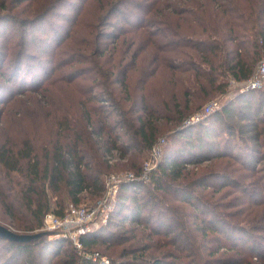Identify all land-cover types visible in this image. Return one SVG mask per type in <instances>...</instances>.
<instances>
[{
    "label": "trees",
    "instance_id": "obj_1",
    "mask_svg": "<svg viewBox=\"0 0 264 264\" xmlns=\"http://www.w3.org/2000/svg\"><path fill=\"white\" fill-rule=\"evenodd\" d=\"M38 1H0L4 10L27 2L0 14V121L24 99L25 118L49 109L55 127L47 147L0 138V220L30 232L48 213L62 217L66 199H100L103 168L122 170L112 152L142 159L163 138L150 181L119 185L108 223L81 237L84 250L104 239L131 243L111 264H264V92L230 87L264 60V0H94L104 11L77 45L71 36L92 0H67L68 12ZM77 62L94 67L72 70ZM56 71L66 76L52 79ZM49 79L73 86L75 100L56 102ZM213 101L212 113L186 123ZM204 163L202 173L187 170ZM31 243L0 237V264H45L32 260ZM62 247L46 252L52 264H94L67 251L59 258Z\"/></svg>",
    "mask_w": 264,
    "mask_h": 264
},
{
    "label": "rangeland",
    "instance_id": "obj_2",
    "mask_svg": "<svg viewBox=\"0 0 264 264\" xmlns=\"http://www.w3.org/2000/svg\"><path fill=\"white\" fill-rule=\"evenodd\" d=\"M0 1H2V0H0ZM12 1H13L12 4H14V3L17 4L18 0H12ZM54 1L55 0H39L38 1V7H43L45 5L49 6ZM75 2H76V5L81 4L80 1H75ZM26 3L27 2H25L22 6H19V7L17 6L16 8L14 6L11 7V5L8 7V9H5V10L3 8L2 9L0 8V14H6L9 12L14 13V14H16V13L19 14V12L22 10V8L25 7ZM59 6H62V7H59ZM105 6L106 5H104V8L106 10ZM70 7H74V3H68L67 0H59L56 4H54V8H56L58 12H66L67 10H70ZM51 8H53V7H51ZM103 11L104 10L100 9L98 4L94 3V0L90 1L89 5L88 6L86 5L83 8V11L81 14V16L83 18L82 24L81 23L78 24V26L76 27L77 29L74 30V34H72V36H71L72 43H74L76 45L79 42H80V44H84L86 42V39H90L92 37V35L94 34L95 31H94L93 27L91 28L92 31H90L89 26H91L93 23H94V25L96 24L95 21H96L97 16L102 14ZM112 20H114V22H115V20L117 21L119 19L113 18ZM100 29H101V31H99ZM98 31L100 33H103L104 27H102V28L100 27L98 29ZM101 36H103V35H101ZM79 49H81V47ZM46 57H48V54L46 55ZM80 66H88L89 68L94 67L93 64H90L89 62H87V63H78L77 62V63H73L72 70H74ZM47 67L49 69V66H47ZM51 67L53 68L54 65H52ZM63 76H66L65 71H64V73H61V71H56L51 78L52 79H56V78L58 79L59 77L62 78ZM52 79H49V80H50V82H55L54 83L55 88L53 91V95L55 97L56 102H58L59 99H63L62 106H64V104H65L64 99H66V100L68 99L70 104H71L72 101L75 100V92H73V90H72L73 86L68 88V87H66L65 83H60L58 81L56 82V81H53ZM49 80H48V82H49ZM160 82L163 83V81L162 80L159 81V88L162 87V84ZM60 86H62V88ZM63 86H65L67 89ZM231 90L233 92H235L237 89L232 88ZM47 94H48V92H47ZM22 100L23 101H18L17 103L12 104L11 106H9L5 109L7 119H4L5 121H0V138H5V136H8V137L20 139L21 137L26 136V137H31V139L33 140V143L38 148H42L44 146L47 147V144H48L47 141L52 136L51 131H52L53 126H54V121L48 115L49 109H47V110L42 109V111L40 112L39 116L36 119H32L31 117H28V116H27V118H25L26 114H25L24 106L28 105V107H30V103H26L27 100H24V99H22ZM213 102H211V103H213ZM43 105L47 106L45 104H43ZM160 139L161 138H159L158 140H160ZM123 141H124V138L121 139V141L118 145L120 146V144ZM149 153L150 152H148L146 154V156L143 157L142 159H139L140 155H138V152L136 150L130 151L126 155V157H122L123 153L121 152V150L112 152L111 153L112 155L108 156V157L113 159L112 160L113 163L110 165L123 164V166L121 167L122 170L118 171V172L115 170H111L109 168H106V167L103 168L102 179L105 182V186H107L106 184L108 183V179L110 178V176L126 177L127 174H129V173L136 175L133 171L129 170L131 168L132 164H135L136 167H139V169L141 170L139 176H141V174L143 172V166L145 165L146 162L151 160V156ZM93 164H95V162ZM157 166L153 169V171L157 168ZM208 166H209L208 163H204V164L197 166V167L195 165L194 166L188 165L187 170L192 171L193 173H202L204 170L208 169ZM150 177H148L149 179H147V180L145 178L144 180H139V181L149 182L151 179ZM141 193H144V191H142ZM104 196H105V193H104ZM104 196L100 197V199H102ZM80 199H81V203L79 205H74L73 203H70V200L66 199L65 205L61 208H57L56 210L59 212H62L63 216H65L71 207L90 208L98 200H100V199H98V196H96V194L93 191L84 192L83 194H81ZM55 200H58V199L54 198L52 201L55 202ZM56 216H58V215H56ZM58 217L62 218L61 216H58ZM107 223H108V220L106 222H104L103 224L92 228L90 230L91 232L87 233L84 236L92 234L96 231H100L102 226L106 225ZM0 225L6 227L7 229L11 230L12 232L16 233L17 235L29 236L28 237V238H30L29 242H32L31 243L32 248L34 249V256H33L32 260L38 261L40 258V259H43V262L45 264L46 263L52 264L54 262V261H52V262H50V261L52 258H56V257H49L46 254V252L48 251L49 248L51 249V247H53V249H54L56 247V245L63 246L62 247L63 250H62L59 258L63 259L64 255L67 251V253L69 255H72V256L75 255V256L79 257V259L77 257L76 258L81 263V261L84 262L85 260L91 261L92 260L91 258L93 256H96L97 260L105 259V260L111 261V259H113V258L118 259L117 253L120 252L125 246H128V248H130V244H131V243H128V244H124V245H121L118 247H116V246L112 247V246H109L108 244L104 243V241H105L104 239H100V240H98L99 243L91 246L88 251H85L84 248L83 249L81 248V252H79L69 239L63 238L59 234H56V233H50V234L47 233L46 234L44 231L41 230L42 227L35 229L34 231H30V232L29 231H19L16 229L17 224L14 221V219H10V218H7V221H1L0 220ZM121 228H123V227H119V228L118 227H112L110 230L112 232L113 231H119L120 232ZM124 228L126 229V228H128V226H126ZM129 234L130 233L127 232L126 236H129ZM41 241H43L44 243H40ZM73 247L75 248V251L77 254L73 250ZM153 252H154V254H160L161 251L154 249ZM24 258H26V257H24ZM26 259H29V258H26ZM92 263L99 264V262H92ZM110 264H111V262H110Z\"/></svg>",
    "mask_w": 264,
    "mask_h": 264
},
{
    "label": "built area",
    "instance_id": "obj_3",
    "mask_svg": "<svg viewBox=\"0 0 264 264\" xmlns=\"http://www.w3.org/2000/svg\"><path fill=\"white\" fill-rule=\"evenodd\" d=\"M230 87L236 88L240 92L248 90H261L264 92V60L256 69L254 75L244 82L230 81ZM218 105L216 102L208 104L203 112L194 115L186 123L196 124L200 122L206 115L212 113ZM165 140L161 138L150 150L151 160L146 162L143 166L141 176L137 177L134 174H127L126 177L110 176L106 184L105 196L98 200L90 208L86 207H71L67 214L62 218L53 213H48L43 221L42 231L45 233H56L61 237L69 239L75 248L81 252L83 245L81 237L91 232L90 230L98 225L103 224L109 218L110 213L114 209V202L118 193L119 185L123 181L144 180L149 179L153 169L160 163L163 155V147ZM109 163H113V159L107 157ZM115 160V159H114ZM100 223V224H99ZM92 262H99V264H110V261L102 259L97 260L96 256L91 258Z\"/></svg>",
    "mask_w": 264,
    "mask_h": 264
},
{
    "label": "water",
    "instance_id": "obj_4",
    "mask_svg": "<svg viewBox=\"0 0 264 264\" xmlns=\"http://www.w3.org/2000/svg\"><path fill=\"white\" fill-rule=\"evenodd\" d=\"M0 237L13 240V241H18V242H29L30 241V238H28L29 236L17 235L16 233L12 232L11 230L7 229L6 227L2 225H0Z\"/></svg>",
    "mask_w": 264,
    "mask_h": 264
}]
</instances>
